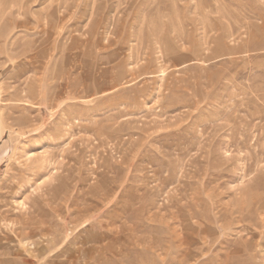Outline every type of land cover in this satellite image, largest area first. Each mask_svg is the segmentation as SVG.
<instances>
[{"label": "rangeland", "instance_id": "rangeland-1", "mask_svg": "<svg viewBox=\"0 0 264 264\" xmlns=\"http://www.w3.org/2000/svg\"><path fill=\"white\" fill-rule=\"evenodd\" d=\"M0 261L264 264V0H0Z\"/></svg>", "mask_w": 264, "mask_h": 264}, {"label": "bare ground", "instance_id": "bare-ground-1", "mask_svg": "<svg viewBox=\"0 0 264 264\" xmlns=\"http://www.w3.org/2000/svg\"><path fill=\"white\" fill-rule=\"evenodd\" d=\"M40 151V150H39ZM115 151V150H114ZM63 152H65V150H63ZM52 155H48V154H46V153H42L41 155H40V159H38L37 160V162L39 163V165H40V162H42V161H44V162H47V160H48V162L51 160L50 159V157H51ZM31 159V158H30ZM52 162V161H51ZM61 163V162H60ZM38 166V165H37ZM42 167V166H41ZM43 170V169H42ZM119 185V184H118ZM19 221H21V220H19ZM22 223H24V225H26V224H28V221H27V218L24 220V221H22ZM21 228V227H20ZM0 264H1V261H0Z\"/></svg>", "mask_w": 264, "mask_h": 264}]
</instances>
